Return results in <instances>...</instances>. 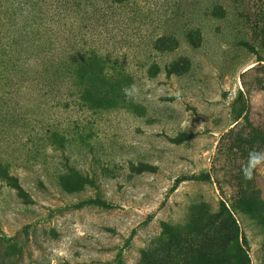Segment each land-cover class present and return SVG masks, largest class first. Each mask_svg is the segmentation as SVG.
Returning <instances> with one entry per match:
<instances>
[{
  "label": "rangeland",
  "instance_id": "obj_1",
  "mask_svg": "<svg viewBox=\"0 0 264 264\" xmlns=\"http://www.w3.org/2000/svg\"><path fill=\"white\" fill-rule=\"evenodd\" d=\"M39 15L27 62L0 53V264H264V0Z\"/></svg>",
  "mask_w": 264,
  "mask_h": 264
},
{
  "label": "trees",
  "instance_id": "obj_2",
  "mask_svg": "<svg viewBox=\"0 0 264 264\" xmlns=\"http://www.w3.org/2000/svg\"><path fill=\"white\" fill-rule=\"evenodd\" d=\"M18 6V10L14 11V15H18L19 19L22 20L21 26H18V21H15L11 24L12 29L4 35L5 45L1 54L5 58V62L8 63V70L11 74L14 73L17 68V64L21 61L24 63L28 61L31 57L29 51L33 48V45L36 43V40L42 37V31L44 26V19L39 15L41 1L44 0H11L9 3L11 6L15 4ZM115 3H123L128 0H111ZM36 2V8L34 3ZM27 23H23V21ZM44 26V27H43ZM100 57L99 55H87L81 56L80 61L88 59L90 57ZM22 62V63H23ZM87 89V88H85ZM86 91V90H85ZM100 100L104 103H109L107 97H101ZM14 177L10 175L2 166H0V180H9ZM251 200V205L249 210L253 212H260V206L263 202L260 198L255 196L254 191L250 190L247 192ZM82 204H100L106 205V202L99 198H87L79 202L78 205ZM242 241L245 243V239L242 237ZM120 263V260H119Z\"/></svg>",
  "mask_w": 264,
  "mask_h": 264
}]
</instances>
